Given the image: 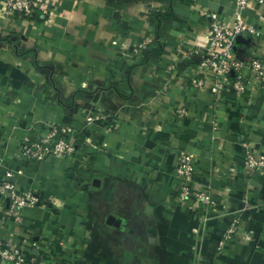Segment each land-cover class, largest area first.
<instances>
[{
  "label": "crops",
  "instance_id": "crops-1",
  "mask_svg": "<svg viewBox=\"0 0 264 264\" xmlns=\"http://www.w3.org/2000/svg\"><path fill=\"white\" fill-rule=\"evenodd\" d=\"M2 7L0 177L10 170L40 201L15 225L0 198V237L21 244L25 264H264V173L241 171L246 146L264 153V87L217 99L192 85L203 13L227 21L232 0H54L46 20ZM244 16L257 32L235 53L264 59V6ZM48 124L76 131L82 162L21 160L19 145ZM179 150L210 184L205 221L177 199Z\"/></svg>",
  "mask_w": 264,
  "mask_h": 264
},
{
  "label": "built area",
  "instance_id": "built-area-1",
  "mask_svg": "<svg viewBox=\"0 0 264 264\" xmlns=\"http://www.w3.org/2000/svg\"><path fill=\"white\" fill-rule=\"evenodd\" d=\"M52 1L54 0H1L2 12L4 15L16 18L35 19L41 16L46 20L49 18ZM232 1L233 10L227 21L220 20L214 13H203V16H207V19L202 20L206 46L189 52V56L193 54L198 58L196 73L192 79L193 87L212 94L217 99H220L227 89L243 95L249 85L264 87V59L259 57L242 59L235 53V44L240 36L257 32L244 16L246 7L249 2L264 6V0ZM152 40L150 36L143 38L137 48L147 51ZM184 112L183 108L176 109L178 116ZM92 118L93 116H88L86 123H90ZM46 128L45 133L26 137L19 145L18 154L21 160L35 163L47 159L82 162L85 156L84 146L76 143V131L73 128L57 124H48ZM85 143L93 146L89 138L85 139ZM193 160L194 156L190 152L179 150L176 153L173 170L177 184L176 196L181 203L190 206L199 215L201 221H205L209 210L215 205V199L209 182L197 180ZM231 171L234 173L235 169L232 168ZM241 171L246 177L263 174L264 153L255 155L246 146L242 155ZM12 176L10 170H5L0 177V198L7 201L4 219L20 225L23 222L24 210L35 207L40 200L35 190H19L10 180ZM2 222L0 227L4 226V220ZM239 222V220L234 221L223 232L222 244L231 240ZM0 262L25 264L21 244L7 242L0 237Z\"/></svg>",
  "mask_w": 264,
  "mask_h": 264
},
{
  "label": "trees",
  "instance_id": "trees-1",
  "mask_svg": "<svg viewBox=\"0 0 264 264\" xmlns=\"http://www.w3.org/2000/svg\"><path fill=\"white\" fill-rule=\"evenodd\" d=\"M77 143V142H76Z\"/></svg>",
  "mask_w": 264,
  "mask_h": 264
}]
</instances>
